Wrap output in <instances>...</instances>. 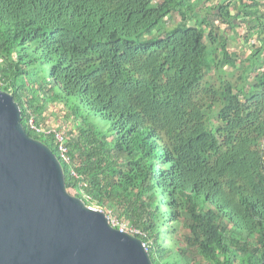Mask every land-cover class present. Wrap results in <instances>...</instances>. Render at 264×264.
Returning <instances> with one entry per match:
<instances>
[{
  "label": "trees",
  "instance_id": "16d2710c",
  "mask_svg": "<svg viewBox=\"0 0 264 264\" xmlns=\"http://www.w3.org/2000/svg\"><path fill=\"white\" fill-rule=\"evenodd\" d=\"M203 1L0 0V81L67 191L128 220L153 264H264L262 4ZM239 26L260 44L243 57ZM238 61L241 86L206 79ZM57 104L70 163L28 125Z\"/></svg>",
  "mask_w": 264,
  "mask_h": 264
},
{
  "label": "water",
  "instance_id": "95a60500",
  "mask_svg": "<svg viewBox=\"0 0 264 264\" xmlns=\"http://www.w3.org/2000/svg\"><path fill=\"white\" fill-rule=\"evenodd\" d=\"M0 264H153L143 241L69 193L62 165L0 90Z\"/></svg>",
  "mask_w": 264,
  "mask_h": 264
},
{
  "label": "rangeland",
  "instance_id": "374dc122",
  "mask_svg": "<svg viewBox=\"0 0 264 264\" xmlns=\"http://www.w3.org/2000/svg\"><path fill=\"white\" fill-rule=\"evenodd\" d=\"M219 0H209V1H203V3L201 4V6L196 9V14H203L204 10L206 8V6H214ZM203 8V9H202ZM209 18H211L212 20V24H218V21L216 19H212V16H209ZM171 23V21L167 22V25H169ZM219 25V24H218ZM221 28L224 27V25L220 26ZM243 26H239L238 28L234 29V30H228L229 32H227L228 34V38H227V49H229V51H236L238 53L239 56H244L247 55L249 53L252 52V50H255L256 48H258L260 46L259 44V39L258 37V33L257 30L253 29V33L251 34V36H249V33L247 32V28L245 27L244 29H242ZM225 29H227V27L225 26ZM244 38H248L247 40L250 41H246ZM248 42H252L253 46L249 49V46H247ZM246 45L247 47L244 48L243 46ZM217 47L219 48V46L217 45ZM248 49V50H246ZM218 54L219 57L221 58V50L218 49ZM240 60V59H239ZM240 62L238 61L237 63V69L234 68H230L228 66H225L221 72L219 71V74H216V72H212L211 75H206V79H211L212 81L219 82V79H223L224 81H230L232 82V84L235 87H238L239 85H242V81H240ZM224 70V71H223ZM61 106L60 104L54 105L51 107V109L49 111H46L45 113L46 115V119H45V126L47 127H54L57 129H62L64 131L67 132V129H69L70 131L74 130V128L72 127V124H68L65 122H69L67 120L64 119L63 117V113L61 112ZM60 110V111H59ZM67 134V133H66ZM70 135V134H69ZM109 221L110 223H115V226L117 224H121L124 225V227L126 228V231L131 233L132 232H137V229L131 225L128 220H126L124 217H119L117 214H114L113 216L109 217ZM113 225V224H112ZM166 242V244H171L172 245V241L170 238H166L164 240ZM169 245V246H171Z\"/></svg>",
  "mask_w": 264,
  "mask_h": 264
},
{
  "label": "built area",
  "instance_id": "2783aa9c",
  "mask_svg": "<svg viewBox=\"0 0 264 264\" xmlns=\"http://www.w3.org/2000/svg\"><path fill=\"white\" fill-rule=\"evenodd\" d=\"M252 44H253L252 42H248L247 46L250 47L252 46ZM0 90H3V83L1 81H0ZM28 125H29V128L32 130V132H34L36 135L52 133L61 160L64 161L65 163L71 162L69 155H68V148L65 144L67 135L63 130H58L54 127L50 128L47 126H37L33 122L32 119L29 120ZM89 206L95 209L102 210L101 208H99L98 206H95L94 204L89 205ZM112 224L115 226V223H112ZM116 226H118L120 230L126 231V228L124 227V225L118 224Z\"/></svg>",
  "mask_w": 264,
  "mask_h": 264
},
{
  "label": "crops",
  "instance_id": "0c3cea01",
  "mask_svg": "<svg viewBox=\"0 0 264 264\" xmlns=\"http://www.w3.org/2000/svg\"><path fill=\"white\" fill-rule=\"evenodd\" d=\"M259 2H260V4H262V13H264V0H258ZM264 19V18H263ZM65 123H68V124H70L71 122H65ZM72 124V123H71ZM70 124V125H71ZM72 127H73V125H72ZM60 130H62V129H60ZM64 131V130H63ZM65 133H67L66 135L67 136H69L68 134H69V132H70V130L69 129H67V132L66 131H64Z\"/></svg>",
  "mask_w": 264,
  "mask_h": 264
}]
</instances>
